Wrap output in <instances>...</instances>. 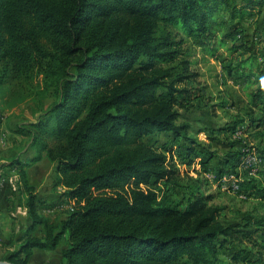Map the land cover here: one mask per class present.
<instances>
[{"label":"trees","instance_id":"obj_1","mask_svg":"<svg viewBox=\"0 0 264 264\" xmlns=\"http://www.w3.org/2000/svg\"><path fill=\"white\" fill-rule=\"evenodd\" d=\"M263 7L264 0H0V87L26 92L19 102L39 101L37 121L26 126L36 160L46 154L76 202L57 220L40 214L35 186L18 166L13 192L28 218L7 239L5 260L29 264L40 250L57 264H264V224H226L214 195L150 141L169 133L190 142L184 161L198 145L181 112L198 77L193 47L253 53L227 73L253 67L258 76L236 79L258 84L254 100L264 95V66L240 28ZM47 94L54 100L45 108ZM250 109L251 126L264 127V114L257 119ZM161 184L188 189V197L160 195Z\"/></svg>","mask_w":264,"mask_h":264},{"label":"crops","instance_id":"obj_2","mask_svg":"<svg viewBox=\"0 0 264 264\" xmlns=\"http://www.w3.org/2000/svg\"><path fill=\"white\" fill-rule=\"evenodd\" d=\"M240 51L245 50H239L237 52ZM257 60L255 61L257 62ZM247 68L248 67L235 69L232 76H229L227 73L228 69L226 70V75L224 77L225 83L229 85L232 81V85H229L230 88L233 89L232 91L239 87L245 89V91L249 88V85L245 84L244 81L236 79V77L241 75H250V72H246ZM195 80L189 81L187 84L191 93L186 100L187 110H184L186 114L185 118L182 117V121H187L192 125L190 136L198 143L192 154V159L195 157V172L193 173L198 176L196 179L201 181L202 191L206 194L214 195L212 204L223 207V221L226 224L239 222L244 218H249L253 222L259 224H264V157L262 158V155L264 156V136L259 138L257 137L259 135L256 132L259 130L260 133L264 134V127L253 128L251 126V116L248 113L253 110L250 109L252 106L254 110H256L254 111L255 118L258 119L264 114L259 108L264 102V100H261L264 99V95L261 98L254 100L251 95L254 91L253 90L250 92L251 94H247L251 100L246 103L239 104L235 97L230 95L231 97L228 101L226 100V103L221 102L217 104V108L220 109H235L238 112V116L241 115L242 111L247 110V113L245 111L244 116L241 117L242 121L246 120L242 125L243 128L238 123H235L236 128L234 131H231L229 130L230 126H222L219 123L215 107H212V105H215L216 103H207L212 100L205 99L203 94H201L200 89L196 90V88H194L192 84L197 81ZM256 85L258 88V84ZM202 100L205 102L202 103ZM11 113H13V111H11ZM29 113L31 117H29V119L24 118L23 114H17L18 117H16V119L21 120V123L18 124L15 122L13 127L10 124L11 128H6V116H8V114H2L4 117L2 126H0V167H3L5 173H11L13 170L17 171L18 166H24L27 171L28 179L35 186L36 193L38 194V210L40 214L53 221L55 220L54 218L59 215V218L64 217V211L68 209V199L66 198L64 200L61 198L66 197L64 195L66 188L62 184V175L54 171V164L48 160L45 153L36 160L38 153L31 144V134L28 132L24 124L36 122L35 120L37 118L33 111ZM251 131H253L252 133L255 140L259 141H257V144L253 145H255V147H261L260 152H258L262 158V164H260L255 172L242 165L244 143H239L238 141L234 142V138L236 134H240L239 132H242V135L248 136ZM225 138H228L229 141ZM180 141L182 147L183 145L184 147H187L190 144V142L185 140ZM215 149H218V151L219 149L226 151L225 154H223V158H220V151L215 154L217 151ZM234 164L237 165L234 167ZM185 167L186 166H184V168ZM41 170L42 173L40 174ZM37 174L42 175L41 178H39ZM234 174L237 176L235 179L230 176ZM234 180L239 182L241 186L240 191L232 189L231 186L234 183ZM240 194H244L246 198H241ZM226 196H231L230 201L232 202L235 200V196L239 200H245L242 201V204L235 202L234 204L232 203L233 205L229 203L224 204L220 199ZM238 199L236 200L239 201ZM24 200L23 197V201ZM246 200L256 203H251L252 207L249 210L250 212L246 211L247 209L243 206L245 202H248ZM60 204L62 205L60 206ZM21 218H28V208L25 205L16 204V197L12 188L9 184H3L0 186V231L6 240L9 239V237L19 228L22 220ZM12 249L13 247L9 248V250ZM36 253H41L47 258L54 256L47 251L40 250H35L33 256H35ZM49 260L50 258L48 261Z\"/></svg>","mask_w":264,"mask_h":264},{"label":"rangeland","instance_id":"obj_3","mask_svg":"<svg viewBox=\"0 0 264 264\" xmlns=\"http://www.w3.org/2000/svg\"><path fill=\"white\" fill-rule=\"evenodd\" d=\"M240 28H242L246 32L245 35L247 36L245 39L242 40V42H249V45L252 48H254L253 50L254 54L258 56L256 57L258 59V60L256 59L257 62L264 66V59H263V55H264L263 54L264 53V7L258 15L244 19L241 23ZM237 37H239V35ZM191 43H192L191 41H188L186 45L189 46L191 45ZM211 43L212 45L214 44L213 41ZM232 43L233 42L231 41L229 44H232ZM193 50H194V53H193L192 60H194L195 63L192 66V69L197 72L198 77L196 79L197 81L195 80L196 82L192 85L194 86V88H196V90L200 89V92L201 94H203V97L205 99L212 100V101H208L207 103L209 104L216 103L215 105H212V107H215V111L218 116L217 118L219 120V123L222 126H230V127L234 126L235 127L236 126L235 123H238L240 126H242L246 120L242 121L241 117L244 116L245 111L247 113V110L242 111L241 115L238 116L237 115L238 112L235 109H231V110L226 109V108L220 109V108H217L218 107L217 104L221 102L226 103V100L228 101L229 98L231 97L230 95H232V97H235V99L237 100V102H239V104L246 103L247 101L251 100V98L247 94H249L250 92L255 90V88H257L256 84L249 85V88L246 89V91L245 89L241 87H239L238 89H234V91H232L233 89L230 88L229 86V85H232V81L228 85L227 83H225L224 77L226 75V70L228 69L227 67H229L230 65L232 66L238 65L240 61L249 59L253 55V53L249 51L248 52L240 51V52L230 53L227 49L219 48L216 51L215 55H211L210 53L206 51H202V49L198 47L196 48L193 47L192 51ZM246 72H250V74L254 76H258V72L253 67H248L246 69ZM25 94L27 93L21 91L20 88L18 92V91H15V89L9 87L8 85H2V87H0V111L2 112L3 115L8 114L9 116V118L8 116H6V122H7L6 128H11L10 124L13 127L15 122H17L18 124L21 123V120L16 119V117H18L17 114H23L24 118L29 119L30 117L29 112L33 111L35 117L38 119V116H37L38 114L35 111L36 109L34 110V107L35 106L38 107V105L40 104H39V101L36 100V98L35 100L34 98L33 99L31 98L28 100H24L22 102L18 101L20 100L19 99L20 95H25ZM53 100H54L53 96L51 94H47V96L44 98V101H43L44 107L47 108V106ZM261 100H264V99H261ZM204 102L205 101L202 100V103ZM184 110H187V107L181 109L183 118H185V115H186ZM11 111H13V113H11ZM37 119L35 121H37ZM2 122H3V118H2ZM27 125L28 124H24V126H27ZM1 126H2V123H1ZM252 132L253 131H251V133L249 132L248 136L242 135V132H239L240 134H236L234 138L235 140L234 142L243 139L244 142L242 143H244L249 148H252V149L255 148V151L258 152L261 149V147L260 146L255 147V145H253V144H257L258 140H255ZM256 132L259 135L257 137L260 138L264 136V134L260 133L259 130ZM225 139L229 141L228 138H225ZM150 141L154 147L166 152L169 164L170 162L175 164L182 174L188 172L189 176H191L192 178H198V176H196V174L193 173L195 172V169H194L195 157L192 159V156H191L189 161L188 160L184 161V159H182V155L185 152V148H184V145L182 147L180 140H179L180 142H175L174 139H172L171 134L162 133V134L153 136L150 139ZM215 150H217L215 154H217L220 151L221 153L220 158H223V154H225L226 151L223 149H219V151L218 149H215ZM184 166L186 167L184 168ZM43 167L45 168L44 165ZM41 173H42V170L40 171V174ZM40 174H37L39 178H41L42 176ZM234 175L235 177H237L236 174ZM187 181L188 180L184 179L181 182V184H184ZM130 186H131V183L127 186V188H129ZM141 187L144 189L147 188V186L144 184L141 185ZM158 193L160 195L166 194L169 197L170 196L173 197L177 201L183 202L188 197L189 190L182 188L180 186L170 187V185L166 186L164 184H161L160 190L158 189ZM230 197L231 196H226L220 199V201L222 200L224 204L229 203L233 205L234 202L242 204L243 203L242 201L245 200V199L239 200L235 196V200L232 202L230 201L231 200ZM61 198L65 200L67 197H61ZM236 199H238L239 201H237ZM251 203L256 204V203H253L252 201H248V202H245V204H243L244 208L247 209L246 211H249L251 209L252 207ZM69 211L71 210L67 209L64 211V213L67 214ZM59 216L55 217L54 219L55 220L59 219ZM13 225H14V222H13ZM10 247H11L10 244L7 242L6 238L2 235L0 231V259L2 260L6 259V256H7V253ZM49 258L50 260L48 261ZM49 258L45 257L41 253H36V255L33 256L31 260L29 261V264H57L56 257L50 256Z\"/></svg>","mask_w":264,"mask_h":264},{"label":"built area","instance_id":"obj_4","mask_svg":"<svg viewBox=\"0 0 264 264\" xmlns=\"http://www.w3.org/2000/svg\"><path fill=\"white\" fill-rule=\"evenodd\" d=\"M2 112L0 111V126L2 123ZM262 162V158L260 157L259 152L255 151V148H249L244 144L243 148V160L242 165L246 168H249L255 172L257 168L260 166ZM235 179V175H230ZM8 183L13 191H17L20 184H21V177L18 171L13 170L11 173H5L4 169L0 168V186L3 184ZM232 189L235 191H240L241 186L238 181L234 180V183L232 184ZM241 198H246L244 194H240ZM68 199V209L74 210L76 206V202L74 199ZM62 204H60L61 206Z\"/></svg>","mask_w":264,"mask_h":264},{"label":"water","instance_id":"obj_5","mask_svg":"<svg viewBox=\"0 0 264 264\" xmlns=\"http://www.w3.org/2000/svg\"><path fill=\"white\" fill-rule=\"evenodd\" d=\"M0 264H16L14 262L8 261V260H2L0 259Z\"/></svg>","mask_w":264,"mask_h":264}]
</instances>
